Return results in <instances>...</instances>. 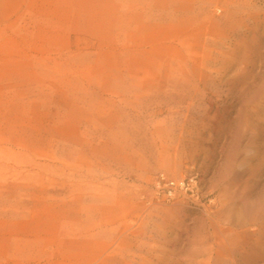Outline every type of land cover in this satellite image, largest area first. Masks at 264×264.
<instances>
[{
	"label": "rangeland",
	"instance_id": "obj_1",
	"mask_svg": "<svg viewBox=\"0 0 264 264\" xmlns=\"http://www.w3.org/2000/svg\"><path fill=\"white\" fill-rule=\"evenodd\" d=\"M0 171L6 264H264V0H0Z\"/></svg>",
	"mask_w": 264,
	"mask_h": 264
},
{
	"label": "crops",
	"instance_id": "obj_2",
	"mask_svg": "<svg viewBox=\"0 0 264 264\" xmlns=\"http://www.w3.org/2000/svg\"><path fill=\"white\" fill-rule=\"evenodd\" d=\"M8 249V184L0 171V264L7 263Z\"/></svg>",
	"mask_w": 264,
	"mask_h": 264
},
{
	"label": "built area",
	"instance_id": "obj_3",
	"mask_svg": "<svg viewBox=\"0 0 264 264\" xmlns=\"http://www.w3.org/2000/svg\"><path fill=\"white\" fill-rule=\"evenodd\" d=\"M155 186L157 190L162 191L168 196L174 197L178 191V188L184 190L188 189V185L182 179L177 180L169 177L165 172L159 173L155 180Z\"/></svg>",
	"mask_w": 264,
	"mask_h": 264
},
{
	"label": "bare ground",
	"instance_id": "obj_4",
	"mask_svg": "<svg viewBox=\"0 0 264 264\" xmlns=\"http://www.w3.org/2000/svg\"><path fill=\"white\" fill-rule=\"evenodd\" d=\"M230 240V242H232V243H236V240L235 239H229Z\"/></svg>",
	"mask_w": 264,
	"mask_h": 264
}]
</instances>
